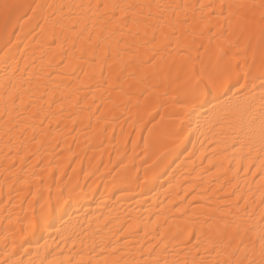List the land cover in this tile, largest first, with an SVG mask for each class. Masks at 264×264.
<instances>
[{"label":"snow or ice","instance_id":"obj_1","mask_svg":"<svg viewBox=\"0 0 264 264\" xmlns=\"http://www.w3.org/2000/svg\"><path fill=\"white\" fill-rule=\"evenodd\" d=\"M0 18V151L6 152L0 160V264H264V0H5ZM22 40L28 41L23 62L12 55ZM33 42L66 62L54 67L47 54L39 65L29 62ZM77 71L89 81L83 88L97 113L110 103L137 126L138 136L147 133L140 137L144 164L155 155L154 164L167 174L169 160L195 155L186 146L195 149V137L201 155L210 144L219 161L214 167L224 177L232 173L230 195L196 207H184L190 202L183 199L174 203L182 225L175 217L160 225L163 207L147 220L129 216L115 232L110 219L93 229L91 213L73 223L68 207L83 209L90 197L99 195L97 207H110L114 192L105 184L98 193V179L110 180L112 189L136 184L143 192L153 171L149 165L141 178L135 165L129 169L119 158L115 164L110 158V167L90 162L85 170L71 148L65 156L59 141L47 140L64 104L62 97L60 110L51 111L45 97L57 94L59 77ZM76 99L92 112L87 95ZM52 143L60 148L56 160L41 151ZM249 177L260 191L258 202L240 190Z\"/></svg>","mask_w":264,"mask_h":264},{"label":"bare ground","instance_id":"obj_2","mask_svg":"<svg viewBox=\"0 0 264 264\" xmlns=\"http://www.w3.org/2000/svg\"><path fill=\"white\" fill-rule=\"evenodd\" d=\"M4 2L5 0H0V4ZM7 2L24 3L26 0H7ZM2 31L3 20L0 18V33ZM27 42V40H22L21 44L13 49L12 55H14L15 59L22 61V57L25 55L24 45ZM2 47L3 39L0 38V49ZM33 50H35V57L31 56ZM45 54L54 59V67L62 60L64 62L67 60V57H61L58 51L48 53L47 46L41 50L39 44L36 42H33L27 51L29 62L35 59L37 65L40 64L41 57L45 56ZM2 55L3 51H0V56ZM53 78L56 79L57 77L54 76ZM2 79L3 73L0 72V82H2ZM59 79L62 83L57 94L53 97L46 96L45 99L53 102L51 111L58 112L60 110L61 98L63 97V118L59 125H57L55 119L52 120L51 127L55 132V136H49L47 140L59 141L60 146L65 149V156L71 155L67 151L68 148H71L76 153V156L83 161L82 167L85 170L88 169L90 162L94 166L103 164L110 167L111 165L108 164L109 159L111 158L112 164H115L118 163L119 158L128 164L129 169L135 165L137 169L136 175L142 178L144 177L145 169L149 165L153 166V171L148 173V187L143 192L138 190L136 184L123 185L118 183L117 187L112 189V182L110 180L98 179L97 183L100 185L97 188L98 193L104 192L105 184H108L109 189L114 192V196L106 201V204L110 205V207H97L100 203L99 195L95 198L90 197L84 202L83 209L79 205L68 207V213L73 218V223H82L85 213H91L92 215H89L88 219L92 221L93 229L97 226L103 228L105 221L110 219L112 223L109 227L115 232L129 216L142 217L147 220L149 214L154 217L160 208L163 207L165 211L160 216V225H164L165 217L169 218V224H173L172 218L175 217V224L182 225L183 221L179 219L181 212L176 210L174 203L179 204L183 199L190 202V204L183 205L184 207L208 205L214 201H222L232 192V186L227 184V179L231 177L232 173L229 172L228 177H224L223 169L217 170V167H214L219 161L212 156L210 144H205L207 151L201 155V144L196 142L195 137L190 138L196 144V147L192 149L191 144H187L186 146L190 151H194L195 155L188 157L187 153H184L174 163L169 160L171 167H167V174H164L165 168L154 164L155 155L148 159L147 164H144L143 159L139 158L142 148L140 137L146 138V132H142L138 136L136 134L137 126L121 115L119 110L113 109L110 103L107 104L106 108L97 113L95 105L92 104V97L89 95L88 89L83 88L89 81L83 77L80 71L66 73L65 76L59 77ZM77 88H83V90L76 93L75 90ZM43 91L41 89V93ZM2 95V89H0V99H2ZM77 95L81 98L86 95L88 96V104L92 105L91 113L87 111L84 104L77 106ZM39 96L40 93H37V97ZM24 99L27 102L29 97L25 96ZM45 99H38L37 103L44 105ZM32 111H35V109ZM70 114H72V120H75V123L67 118ZM24 115L27 117L30 113L26 112ZM113 115H120V118L113 121ZM104 117H107V119L105 120ZM28 122L39 124V121L29 120ZM45 128H47V125H45ZM105 129L106 131H103ZM40 131L41 129L38 127V136L40 135ZM40 138L45 139L43 136H40ZM35 147L34 145L33 150H35ZM45 147L47 151L44 149L41 151L47 159L56 160V153L60 152V148H57L55 143H52L51 147H48L46 144ZM170 147L172 145L169 143L165 147H162L161 151ZM53 149H55V152H53ZM5 154L6 152L0 151V160H3ZM209 160H212V163H209ZM28 162L32 163L33 161L29 160ZM4 175L3 169H0V186H3L5 183ZM140 183L143 184V180ZM122 188L124 189L123 194L121 192ZM240 190L242 193L248 194L250 200L255 199L257 202L259 201L260 191L257 185L252 183L251 177L248 178L247 182L240 181ZM4 192L5 196H7V188L4 189ZM194 194L196 195L195 200H193ZM13 195L15 196V193ZM116 197H120V199H116ZM101 214H103L104 219H94V217H99ZM116 217H119V222H117ZM64 219L67 220L68 216H65ZM57 224H59V221H57Z\"/></svg>","mask_w":264,"mask_h":264}]
</instances>
